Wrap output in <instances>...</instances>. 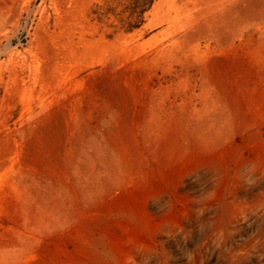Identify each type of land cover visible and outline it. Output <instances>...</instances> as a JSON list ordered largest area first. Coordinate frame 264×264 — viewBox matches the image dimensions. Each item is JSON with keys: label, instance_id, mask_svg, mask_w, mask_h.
Returning a JSON list of instances; mask_svg holds the SVG:
<instances>
[{"label": "rangeland", "instance_id": "obj_1", "mask_svg": "<svg viewBox=\"0 0 264 264\" xmlns=\"http://www.w3.org/2000/svg\"><path fill=\"white\" fill-rule=\"evenodd\" d=\"M149 1L0 0V264H264V0Z\"/></svg>", "mask_w": 264, "mask_h": 264}, {"label": "clouds", "instance_id": "obj_2", "mask_svg": "<svg viewBox=\"0 0 264 264\" xmlns=\"http://www.w3.org/2000/svg\"><path fill=\"white\" fill-rule=\"evenodd\" d=\"M256 167L255 163H249L242 169L241 175L246 184L255 185L257 183Z\"/></svg>", "mask_w": 264, "mask_h": 264}, {"label": "trees", "instance_id": "obj_3", "mask_svg": "<svg viewBox=\"0 0 264 264\" xmlns=\"http://www.w3.org/2000/svg\"><path fill=\"white\" fill-rule=\"evenodd\" d=\"M152 3H153V0H150L149 1V7H151Z\"/></svg>", "mask_w": 264, "mask_h": 264}]
</instances>
